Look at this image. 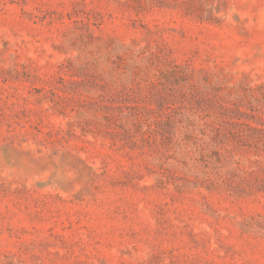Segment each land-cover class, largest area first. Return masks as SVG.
<instances>
[{
	"label": "rangeland",
	"instance_id": "rangeland-1",
	"mask_svg": "<svg viewBox=\"0 0 264 264\" xmlns=\"http://www.w3.org/2000/svg\"><path fill=\"white\" fill-rule=\"evenodd\" d=\"M0 264H264V0H0Z\"/></svg>",
	"mask_w": 264,
	"mask_h": 264
}]
</instances>
